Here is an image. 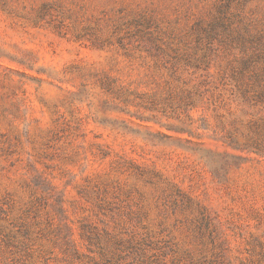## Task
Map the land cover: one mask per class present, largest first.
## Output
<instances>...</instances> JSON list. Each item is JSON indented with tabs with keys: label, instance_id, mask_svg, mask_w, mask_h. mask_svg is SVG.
Segmentation results:
<instances>
[{
	"label": "rangeland",
	"instance_id": "obj_1",
	"mask_svg": "<svg viewBox=\"0 0 264 264\" xmlns=\"http://www.w3.org/2000/svg\"><path fill=\"white\" fill-rule=\"evenodd\" d=\"M0 264H264V0H0Z\"/></svg>",
	"mask_w": 264,
	"mask_h": 264
}]
</instances>
